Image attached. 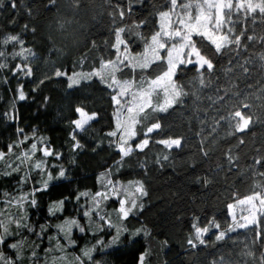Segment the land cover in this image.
<instances>
[{"label": "trees", "instance_id": "1", "mask_svg": "<svg viewBox=\"0 0 264 264\" xmlns=\"http://www.w3.org/2000/svg\"><path fill=\"white\" fill-rule=\"evenodd\" d=\"M12 2L0 0V40L18 35L32 54L26 53L24 59L15 55L21 45L0 43L5 53L0 64L6 65L0 67V150L8 153L13 145L12 153L0 161V220L11 233L0 244V252L16 264H78L77 256L84 264H139L145 252L144 264H264V216L247 228L228 231L235 227L228 205L250 195L254 185L264 184L258 175L264 172V60L260 59L264 17L233 16V38L243 33L239 46L216 53L205 42L202 53L214 65L211 72L201 69L205 86L199 84L197 66H179L174 80L188 94L166 112L148 110L147 119L128 141L133 151L122 157L112 99L115 88L96 76L69 87L68 77L98 69L101 58H116L112 45L118 27L125 28L121 38L129 49L142 51V37L150 38L158 30L156 13L166 10L167 0H15V8ZM155 67L148 76L154 77ZM57 71L64 75L57 76ZM140 75L139 69L133 73L130 67L118 73L136 80ZM243 103L251 107L242 108ZM77 108L95 113L79 131L73 123ZM238 108L253 118L244 132H235L228 120L220 119ZM153 123L161 127L147 133ZM112 132L117 135H109ZM176 136L181 138L179 148L159 143ZM145 139L148 144L137 148ZM43 146L52 154L45 156ZM25 152L31 159L22 163ZM257 159L262 162L257 164ZM36 162H42L41 168L34 166ZM9 164L19 166V171L13 172ZM49 174L54 179L48 180ZM104 174L143 184L146 195L138 194L136 207L126 218L116 214L117 197L94 203ZM28 193L33 195L17 207L12 196ZM33 198L35 205L30 203ZM59 201L64 202L61 210L50 214L49 207ZM89 211L91 215L85 216ZM99 213L114 226L118 221L127 226L116 244L106 247L115 227L106 229L104 220L98 225ZM21 217L28 228L9 222ZM70 219L84 225L83 232L80 227L72 229L75 244H69L57 228ZM212 221L220 227H213ZM194 223L209 228L203 235L205 243L195 241L196 247L188 243L194 239ZM221 231L226 235L218 241ZM17 242H22L19 259L17 250L9 247ZM94 245L89 261L82 250Z\"/></svg>", "mask_w": 264, "mask_h": 264}, {"label": "snow or ice", "instance_id": "2", "mask_svg": "<svg viewBox=\"0 0 264 264\" xmlns=\"http://www.w3.org/2000/svg\"><path fill=\"white\" fill-rule=\"evenodd\" d=\"M54 2V0H53ZM12 7L15 8V0L12 2ZM166 10H160L156 13L159 17V28L153 32L150 38L144 39V51L139 56H129L128 46L124 40L121 39V34L125 32V28L115 29L116 43L112 45L117 50V56L115 59L104 60L101 58L100 66L98 69H94L90 73H74L69 76V87L79 84L81 79H90L93 76L100 78L102 82H106L109 88L115 86L116 94L112 96L114 103L117 105V111L114 115L117 117V129L122 131L120 136L121 143L118 147L123 156L129 155L133 149L131 147H125L127 144V138L136 136L135 127L141 124L148 116V110L152 112L160 111L166 112L174 104L181 102V97L188 93L183 90V85L177 83L174 77L177 72V68L182 65H194L197 66V72L200 73L201 78L199 84L205 86V80L202 78L203 73L201 69H206L211 72L214 68L212 60L202 53V49L205 48V42L214 46L215 52L220 53L223 49L228 48L231 45L239 46L241 43V33L234 38L232 33L234 32V15H244L245 17L252 16L253 14H259L264 17V0H167L165 5ZM121 18L124 16V12L120 11ZM143 23V22H141ZM27 27V26H25ZM138 27V25H137ZM249 40L254 39L249 36ZM0 43L7 45L9 43H18L21 45V49L15 55L24 57L27 59V54L31 55V49L24 48V41L19 38L18 35H8L0 40ZM120 45H124V55H120ZM161 52L164 55H161ZM5 53L0 51V57H3ZM194 57V59H193ZM264 60V54L260 57ZM6 65L0 64V67ZM155 67L154 78L147 75L149 69ZM20 67L19 65L17 66ZM26 67V66H25ZM123 67H130L133 73L139 69L141 75L139 80L133 78L132 80L118 79L117 73L123 71ZM245 72H248V68L244 67ZM27 74H31V69L26 68ZM57 76L64 75L59 71L56 72ZM110 81V82H109ZM20 98L24 99V94L21 91ZM220 99H223L222 97ZM251 105L247 103L242 104V108H250ZM121 110L127 114V118L123 121L119 119ZM76 111L80 114V118L73 121L78 129L83 130L90 120L94 118L95 114L89 115L83 109L77 108ZM221 120H228L235 132L246 131L253 118L251 115L243 113L239 108L229 111L227 116H221ZM161 125L159 123H153L147 128V133H151L156 129H159ZM22 131V130H19ZM146 133V134H147ZM234 134V133H233ZM109 135L116 136V132H112ZM27 139V137H25ZM159 143L164 144L167 148L173 146L179 148L181 146V139L169 138L161 140ZM243 143V140L240 141ZM148 144V140H143L140 144H137V148H143ZM37 148L36 144L32 145V150ZM13 145L8 146V153L0 151V161L4 160L6 155L12 153ZM52 153L47 149H44V155L48 156ZM207 155V153H205ZM17 156L18 160L22 163L31 159L27 152ZM168 157L165 156L164 159ZM232 157L229 156V162L232 161ZM264 159V158H262ZM262 159H257L256 163L260 164ZM42 162H36L35 167L41 168ZM12 168V165H8ZM12 171H19V166L12 168ZM5 175H11L10 172L4 173ZM63 171L60 172V176H63ZM259 176L264 177V172L258 173ZM54 177L51 174L48 175V180H52ZM48 180L44 181V187H47ZM111 184V181H108ZM259 189V190H256ZM39 189H37L38 191ZM127 191V189H125ZM135 192L141 195H146L143 184L139 181L135 182ZM7 195V193H5ZM32 193L25 194L16 200V206L22 207L23 202L27 200ZM81 195H88L87 193H81ZM130 195H134L130 194ZM97 197L107 199L106 193L97 192L93 197L94 203L98 206L99 200ZM258 202V203H257ZM11 203V201H9ZM32 205L36 204V200L31 199ZM63 201L55 202L49 207V213L55 215V212L61 210ZM120 207L117 210L118 215L122 218H126L133 209L136 207L135 199L130 202L126 200H120ZM130 203L131 206H126ZM246 206L249 213L244 217L245 223H235L234 228H229L228 231H234L235 228H247L249 224H255L257 222V216H264V184L254 185L253 191L250 195L245 196L243 199L237 198L236 205L229 204L228 208L232 212L235 206ZM142 207V205H141ZM85 216H90L91 212H85ZM232 218L236 221L235 213H232ZM25 217H21L19 220L10 218L9 222L16 223L18 227L28 228L27 224H22L21 221ZM104 220V217H101ZM213 227L219 228L220 225L215 221L211 222ZM109 227H115L108 222ZM42 229L44 226H41ZM73 227H80L79 222L75 219L65 220L63 224L57 225L59 231L68 239L69 244H75L74 240H71V232ZM194 229V239L188 240L189 245L196 247L195 241L200 244L205 243L203 235L209 231L208 227H199L196 223L192 225ZM0 244L5 242L8 235H11L8 224L5 221L0 220ZM31 230V229H29ZM80 231L83 232L84 228L80 227ZM127 229L117 227L116 234L112 237L111 244H116L119 241L120 236ZM139 231V230H138ZM226 232H219L216 236V240L224 239ZM22 242L10 244L11 249L17 250V259L20 258L19 248ZM97 243H101L98 241ZM62 246L57 243V248ZM95 251V245L92 248H85L82 250L83 257H86L89 261L92 260V253ZM247 255H253L251 252ZM36 255L35 252L32 254ZM148 255L147 252L141 254L139 258V264H144L145 258ZM59 259H64L60 257ZM76 261L78 264H84V260L80 256H77ZM221 260L223 258L221 257ZM0 264H16L10 257H6L3 252H0ZM215 264V262H214Z\"/></svg>", "mask_w": 264, "mask_h": 264}, {"label": "rangeland", "instance_id": "3", "mask_svg": "<svg viewBox=\"0 0 264 264\" xmlns=\"http://www.w3.org/2000/svg\"><path fill=\"white\" fill-rule=\"evenodd\" d=\"M122 39V38H121ZM123 40V39H122ZM123 49H124V45H120V55H121V57H123V55H124V51H123ZM128 55L129 56H139V54H141V53H143V51H144V49L142 50V51H140V52H134V51H131L130 49H129V47H128ZM163 54V52H161V55ZM115 59V58H114ZM193 59H194V57H193ZM97 68V67H96ZM93 70H87V71H80V72H76V73H90V72H92ZM117 77H118V79H121V80H124V79H127V80H132L133 78H124V77H120V76H118V73H117ZM154 78V77H153ZM110 82V81H109ZM114 88H115V86H113ZM116 94V92H114V95ZM85 111V110H84ZM116 111H117V108H116ZM87 114H89V115H92V114H95V113H93V112H87V111H85ZM95 116V115H94ZM80 118V114L78 113V116L76 117V119L75 120H77V119H79ZM127 118V114L123 111V110H121V115H120V117H119V119L121 120V121H123V120H125ZM116 119H117V117H116ZM75 130L76 131H79V130H81V129H78L77 127H76V125H75ZM118 130V129H117ZM137 130V125H136V127H135V131ZM119 131V144L121 143V140H120V136H121V134H122V131L121 130H118ZM169 138H173V139H176V138H179V139H181L179 136H176V137H168V138H165V139H162V140H166V139H169ZM126 139H127V144L126 145H124L126 148L127 147H131L132 145L131 144H129L128 143V141L131 139V138H127L126 137ZM44 149H47L48 151H49V148L48 147H46V146H43V150ZM1 151V150H0ZM29 155H30V153H28ZM104 177H105V181H104V185L102 186V188L98 191V192H103V193H106V195H107V197H111V196H113V197H117L118 198V200H119V202H120V200H126V201H131L132 199H135V201L137 202V200H138V194L139 193H137V192H135V182H137L135 179H129V180H123V179H112L111 177H107L106 176V174H104ZM108 181H111L112 183L111 184H109L108 183ZM125 189H127V191H125ZM134 193V195H130V194H133ZM247 196V195H246ZM13 197V199L14 200H16V199H18V197H15V196H12ZM245 196H242V197H239V199H243ZM4 198H5V200L8 198V196H4ZM97 200H99V201H103L104 200V198H102V197H97ZM237 200V199H236ZM236 200L233 202V203H231V204H233V205H236ZM258 203V202H257ZM3 206H4V204H2ZM126 206H131L130 205V203H128V204H126ZM119 207H120V203H119ZM1 208V207H0ZM232 213H235V215H236V221H234L235 223L238 221L239 223H245V220H244V217L245 216H248L249 215V213H248V211H247V207L246 206H235L234 208H233V210H232V212H230V214H231V217H232ZM116 214H117V212H116ZM259 216V215H258ZM258 216H257V219H258ZM101 217H104V215L103 214H101V213H99V217H98V222L100 223V224H98V225H100V226H102V224H101V222H103V220H101ZM108 219L106 220V218L104 217V223L106 224L105 225V227H107L108 225ZM79 225H80V227H83L84 228V225L82 224V222H81V224H80V222H79ZM117 227H120V228H124V229H127V226H125L124 224H119V221L118 222H115V231H114V233H113V235H112V237L116 234V228ZM110 227L108 226L106 229H109ZM128 230V229H127ZM132 234H134V233H132ZM119 240H121V236H120V238H119ZM119 242V241H118ZM203 256H207V255H203Z\"/></svg>", "mask_w": 264, "mask_h": 264}]
</instances>
